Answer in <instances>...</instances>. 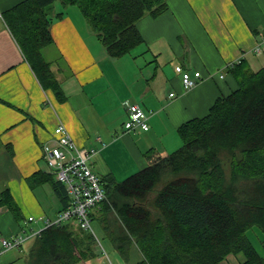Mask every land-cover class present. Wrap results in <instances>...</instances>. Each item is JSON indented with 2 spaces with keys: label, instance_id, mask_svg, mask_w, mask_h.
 I'll list each match as a JSON object with an SVG mask.
<instances>
[{
  "label": "crops",
  "instance_id": "0c3cea01",
  "mask_svg": "<svg viewBox=\"0 0 264 264\" xmlns=\"http://www.w3.org/2000/svg\"><path fill=\"white\" fill-rule=\"evenodd\" d=\"M20 1L0 0V10L3 13ZM167 1L166 12L157 17L147 14L138 21L144 41L121 57L107 53L79 9L59 6L57 11L65 14L51 25L53 43L43 53L52 62L65 101L43 87L0 18V177L7 181L0 182V194L8 186L23 219L33 223L22 226L8 207L1 206L6 217L4 237L38 231L62 209L49 183L33 187L27 181L39 170L51 173L43 146L55 143L53 130L58 124H65L78 145L96 151L91 164L101 178L121 181L147 165L149 149L161 154L178 149L182 145L178 127L206 115L219 96L238 87L228 64L245 60L256 70L264 65V0ZM53 49L57 57L51 60ZM177 65L199 70L203 79L184 89ZM126 101L138 103L149 114V130H126ZM39 194L50 198V203ZM113 211L102 203L91 215L92 223L98 218L115 262L98 254L78 264H136L144 258L134 239L126 238L127 246L121 243L119 237L126 236L127 229L115 216L109 218ZM0 231L4 232L1 226ZM255 231L259 237L260 230ZM221 264L241 263L230 254Z\"/></svg>",
  "mask_w": 264,
  "mask_h": 264
},
{
  "label": "trees",
  "instance_id": "16d2710c",
  "mask_svg": "<svg viewBox=\"0 0 264 264\" xmlns=\"http://www.w3.org/2000/svg\"><path fill=\"white\" fill-rule=\"evenodd\" d=\"M56 2L77 6L112 57L144 41L137 25L143 16L169 9L167 0H22L3 11L41 84L60 101L67 95L43 53L53 43L51 25L65 14L53 11ZM228 69L238 87L219 96L206 115L178 127V149L161 154L151 148L138 172L121 181L101 178L104 203L127 229V237L118 236L121 243L134 239L144 256L136 264H221L230 254L241 264H264L249 237L255 227L264 237V65L256 70L240 60ZM27 181L33 187L49 183L60 211L70 204L52 173L39 170ZM3 205L23 218L8 186L1 190ZM32 240L23 264H78L97 255L94 235L74 221L50 225Z\"/></svg>",
  "mask_w": 264,
  "mask_h": 264
},
{
  "label": "built area",
  "instance_id": "2783aa9c",
  "mask_svg": "<svg viewBox=\"0 0 264 264\" xmlns=\"http://www.w3.org/2000/svg\"><path fill=\"white\" fill-rule=\"evenodd\" d=\"M0 18H4L1 10ZM234 64L233 62L228 66L231 67ZM176 70L181 73L182 84L186 90L194 88L203 79L199 70L190 71L182 65H177ZM174 95L175 93H171V96ZM125 104L128 109V119L124 124L126 130H149V114L138 103L126 101ZM53 134L56 141L44 144L43 156L50 172L65 185L70 196V204L54 219H46L42 229L50 225L74 221L83 230L94 233L92 209L107 200L105 186L91 164V159L96 151L78 145L63 123L54 128ZM29 219L33 220L34 217L31 216ZM42 229L11 237H2L0 239V256L8 250L21 248L26 241L38 236Z\"/></svg>",
  "mask_w": 264,
  "mask_h": 264
},
{
  "label": "rangeland",
  "instance_id": "374dc122",
  "mask_svg": "<svg viewBox=\"0 0 264 264\" xmlns=\"http://www.w3.org/2000/svg\"><path fill=\"white\" fill-rule=\"evenodd\" d=\"M61 6L60 5V2H56L55 3V6L53 7V11H57L58 10V7ZM75 9L78 10V8L76 6H71ZM80 12V11H79ZM57 52L56 50L53 49V51H51V53H49V57L51 60L55 59L57 56H56ZM62 64V67H63V71L65 74H68L70 71L67 67H65V63L63 61L60 62ZM53 68H57V66L55 65V62H54V66ZM0 161H2V158L0 157ZM0 182L2 183H6V179H2V177H0ZM49 186V185H47ZM40 195V194H39ZM40 198L41 200H43V202H47V203H50V198H48L47 196L45 195H40ZM1 207V206H0ZM3 207H6L3 205ZM2 213H0V221H3V223L0 222V226L1 228L3 229L4 231V227H5V222H6V217L1 215ZM9 216H13L11 213H8ZM113 216L116 217V219H118L117 217V214L116 212L113 211V213H110V216L109 218H113ZM15 222L17 221L16 219H14ZM18 223L22 224V226H25V227H29L30 224H33L32 222H29L28 219H20V221H17ZM93 230H94V233H92L95 237V240H96V244H95V251H96V254H102L105 258H107L109 260V258L111 259V261L115 262V258H113V256H111L110 254V249L108 247V243L106 242L107 241V238L104 234V231L101 229V226H100V222L98 220V218H94L93 220ZM255 230H258V229H251L249 231V236L252 238V241L256 244H258L259 246V249L264 252V241H261L260 239V231H257L259 232V237L256 233ZM6 236V232H2L0 231V239L2 237ZM33 238H31L30 240L26 241L24 244H23V247L21 248H15V249H11V250H8L6 251L5 253H3L1 256H0V264H9V263H14V262H18L20 263L21 262V259L20 258H23L25 257L27 254H28V251H29V248L31 246V243H32V240ZM99 250V252H98ZM122 259V258H121ZM123 260V259H122ZM21 264H23V262H21Z\"/></svg>",
  "mask_w": 264,
  "mask_h": 264
}]
</instances>
